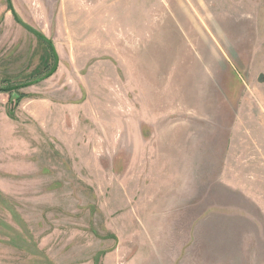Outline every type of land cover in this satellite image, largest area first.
I'll return each instance as SVG.
<instances>
[{"label":"rangeland","instance_id":"1","mask_svg":"<svg viewBox=\"0 0 264 264\" xmlns=\"http://www.w3.org/2000/svg\"><path fill=\"white\" fill-rule=\"evenodd\" d=\"M10 2L0 264H264V0Z\"/></svg>","mask_w":264,"mask_h":264},{"label":"water","instance_id":"2","mask_svg":"<svg viewBox=\"0 0 264 264\" xmlns=\"http://www.w3.org/2000/svg\"><path fill=\"white\" fill-rule=\"evenodd\" d=\"M7 3H8V5H9V7H10V11L12 12L14 19L16 20V22H17L18 24H20V25L23 26L25 29H27L28 31H30V32H31L32 34H34L37 38H39L41 41L48 43V41L46 40V38H44L43 36H40L37 32H35V31L32 30L31 28H29L28 26H26L25 24H23V23L17 18L16 14H15V12H14L12 6H11V2H10V0H7ZM46 77H47V76H46ZM46 77H45V78H46ZM20 87H24V86H20ZM17 88H18V87H12V88H8L7 90H8V91H9V90L14 91V90H16Z\"/></svg>","mask_w":264,"mask_h":264},{"label":"trees","instance_id":"3","mask_svg":"<svg viewBox=\"0 0 264 264\" xmlns=\"http://www.w3.org/2000/svg\"><path fill=\"white\" fill-rule=\"evenodd\" d=\"M39 39V38H38ZM43 42V41H42ZM43 43H45V44H48V43H46V42H43Z\"/></svg>","mask_w":264,"mask_h":264}]
</instances>
